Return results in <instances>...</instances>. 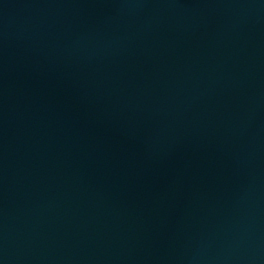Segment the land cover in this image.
<instances>
[{
  "label": "water",
  "instance_id": "1",
  "mask_svg": "<svg viewBox=\"0 0 264 264\" xmlns=\"http://www.w3.org/2000/svg\"><path fill=\"white\" fill-rule=\"evenodd\" d=\"M0 264H264V0H0Z\"/></svg>",
  "mask_w": 264,
  "mask_h": 264
}]
</instances>
